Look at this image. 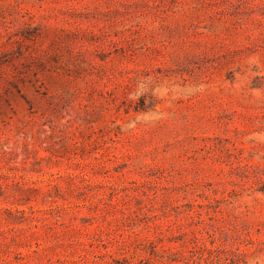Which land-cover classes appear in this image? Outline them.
Segmentation results:
<instances>
[{
	"label": "rangeland",
	"instance_id": "374dc122",
	"mask_svg": "<svg viewBox=\"0 0 264 264\" xmlns=\"http://www.w3.org/2000/svg\"><path fill=\"white\" fill-rule=\"evenodd\" d=\"M0 264H264V0H0Z\"/></svg>",
	"mask_w": 264,
	"mask_h": 264
}]
</instances>
